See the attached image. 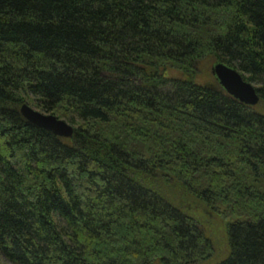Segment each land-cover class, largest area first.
Listing matches in <instances>:
<instances>
[{
	"label": "trees",
	"instance_id": "16d2710c",
	"mask_svg": "<svg viewBox=\"0 0 264 264\" xmlns=\"http://www.w3.org/2000/svg\"><path fill=\"white\" fill-rule=\"evenodd\" d=\"M206 56L264 101V0H0V253L198 264L212 244L178 188L234 219L217 264H264V114L198 82Z\"/></svg>",
	"mask_w": 264,
	"mask_h": 264
},
{
	"label": "rangeland",
	"instance_id": "374dc122",
	"mask_svg": "<svg viewBox=\"0 0 264 264\" xmlns=\"http://www.w3.org/2000/svg\"><path fill=\"white\" fill-rule=\"evenodd\" d=\"M213 59L211 56H206L205 59L201 60L197 65V81L200 83H211L216 80L214 74L212 73V67H213ZM169 74L173 77H181L180 73L177 70H170ZM27 103L32 108L37 109L38 111L45 113V114H54L58 118L63 119L67 121L69 120L61 118L57 113H49L44 112L42 110H39L34 103ZM255 110L258 111L261 114H264V101L259 102L257 105L254 106ZM71 124V123H70ZM199 179L200 184L205 183L206 180ZM203 180V181H202ZM173 183L176 184V180L173 179ZM202 185V184H201ZM174 185H172L173 187ZM181 192L178 188H176L172 193L173 197L178 200V203L182 208L188 209V208H195L197 209L198 205V213H199V219H200V225L204 233V237L210 241L212 244V254L207 258L199 262L198 264H217L222 259H224L229 254V245L228 240L226 236V227L227 225L234 219L229 217V213L226 211H220L221 209L212 210L210 208L205 207L200 201L193 199L191 195H180L178 194ZM160 259H157L154 264H161ZM0 264H16L11 261H9L7 258H5L0 253Z\"/></svg>",
	"mask_w": 264,
	"mask_h": 264
},
{
	"label": "water",
	"instance_id": "95a60500",
	"mask_svg": "<svg viewBox=\"0 0 264 264\" xmlns=\"http://www.w3.org/2000/svg\"><path fill=\"white\" fill-rule=\"evenodd\" d=\"M212 73L222 87L241 102L255 106L261 101L255 85L245 80L237 69L223 62H217L212 67ZM20 111L30 123L37 127L50 130L56 135L65 138H70L74 135L73 125L54 114L42 113L27 103L21 106Z\"/></svg>",
	"mask_w": 264,
	"mask_h": 264
}]
</instances>
